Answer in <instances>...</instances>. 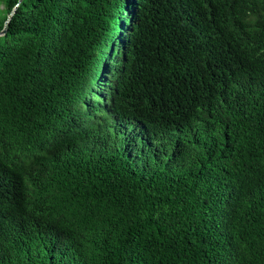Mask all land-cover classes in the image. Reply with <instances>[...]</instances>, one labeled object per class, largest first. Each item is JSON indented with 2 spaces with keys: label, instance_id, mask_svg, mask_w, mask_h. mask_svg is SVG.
Returning <instances> with one entry per match:
<instances>
[{
  "label": "trees",
  "instance_id": "trees-1",
  "mask_svg": "<svg viewBox=\"0 0 264 264\" xmlns=\"http://www.w3.org/2000/svg\"><path fill=\"white\" fill-rule=\"evenodd\" d=\"M0 264H264V0H0Z\"/></svg>",
  "mask_w": 264,
  "mask_h": 264
},
{
  "label": "water",
  "instance_id": "water-1",
  "mask_svg": "<svg viewBox=\"0 0 264 264\" xmlns=\"http://www.w3.org/2000/svg\"><path fill=\"white\" fill-rule=\"evenodd\" d=\"M3 33H5V30L3 31ZM3 33H2V34H3Z\"/></svg>",
  "mask_w": 264,
  "mask_h": 264
}]
</instances>
